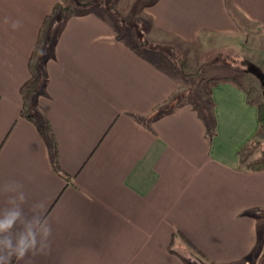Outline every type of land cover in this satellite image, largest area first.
Listing matches in <instances>:
<instances>
[{
	"label": "crops",
	"instance_id": "1",
	"mask_svg": "<svg viewBox=\"0 0 264 264\" xmlns=\"http://www.w3.org/2000/svg\"><path fill=\"white\" fill-rule=\"evenodd\" d=\"M55 3L0 0V211L13 195L5 186L21 185L25 215H42L52 229L45 254L12 264H250L262 257L264 169H246L240 153L258 133L256 102L243 85L213 86L209 138L198 104L178 102L180 74L170 62L128 43L97 4L61 18L43 60L38 112L69 180L55 171L49 142L20 116L19 92ZM143 9L152 31L174 39L188 62L190 53L214 51L225 65L219 54L241 52L244 26L264 36V0H146ZM211 35L230 43L207 49Z\"/></svg>",
	"mask_w": 264,
	"mask_h": 264
},
{
	"label": "rangeland",
	"instance_id": "2",
	"mask_svg": "<svg viewBox=\"0 0 264 264\" xmlns=\"http://www.w3.org/2000/svg\"><path fill=\"white\" fill-rule=\"evenodd\" d=\"M59 1H65L68 4H71L75 10H82L87 8L78 0H56V3ZM107 1V0H106ZM114 9L119 15V19L115 21V27L119 30L122 38L125 39L128 43L132 45L139 46L141 50H154L151 55H154L156 59L170 62V66L173 67L174 71L180 74L178 77L180 80V91L178 92L179 96L178 102L185 99H190L196 104H198L199 112L207 125L210 124V121L213 122V116L208 110L211 106V103L207 101V95L205 94L203 88L205 80L212 76L222 75L224 72H234L235 75L239 78V81L242 83L243 87L247 91L249 99L257 103H264V36L262 32L253 27L244 26L243 35L241 37V52L236 53V55L222 54L219 56L225 57L221 58L224 62L218 63L219 60L215 59L216 54L213 51L190 53L188 59L190 62L186 61L185 54L178 50L176 46V41L168 36H164L151 29L150 18L143 12V5L146 0H113ZM118 3V6H117ZM98 11L106 12L107 9L104 5L99 6ZM51 12V11H50ZM204 39L205 48H209L210 44L216 46H222L223 43H230L226 39H222L221 36H210L207 41V37ZM203 43V42H201ZM239 44V42H238ZM236 43V46L238 45ZM170 46H174L170 48ZM214 46H211L209 49H212ZM223 47V46H222ZM164 49H167L165 51ZM201 49H204L203 47ZM204 55V61H210L209 63H196L195 58ZM183 58L188 66L192 69L201 67L200 72L197 75L185 76L181 73L177 59ZM233 63V67H228V63ZM218 64V65H217ZM168 66V65H167ZM169 66V68H170ZM185 92V96L181 93ZM198 94H203L205 97V103L201 102ZM200 95V96H201ZM185 97L181 99V97ZM243 149V148H242ZM240 150V153L242 152ZM245 159L251 160V158L264 157V132L259 131L253 141L250 143L248 152H245ZM247 160V161H249ZM263 253V252H262ZM194 264V262H191ZM250 264H264V255L262 257H254Z\"/></svg>",
	"mask_w": 264,
	"mask_h": 264
},
{
	"label": "trees",
	"instance_id": "3",
	"mask_svg": "<svg viewBox=\"0 0 264 264\" xmlns=\"http://www.w3.org/2000/svg\"><path fill=\"white\" fill-rule=\"evenodd\" d=\"M86 6L87 3L104 5L107 9V12L116 20L120 17L114 9L113 0H78ZM75 8L66 3L65 1H59L54 4L51 9V12L44 16L37 33V38L35 45L28 58V72L29 76L25 82L20 86L19 92L22 99V106L20 110V116L31 121L39 132L43 135L51 146V154L53 157V167L57 173L62 175L65 179L69 180V176L61 171L56 156V142L52 134L50 125L39 112H38V103L37 97L42 93L41 89L44 81V71H43V60L52 46L56 31L60 25L61 18L65 15H70L75 13ZM181 73L185 76L197 75L202 66L192 69L187 65L183 58L177 59ZM218 83H230L238 88H241L242 84L239 81V78L236 75L230 76H212L205 80L204 83V92L208 96L207 101L211 103L210 93L211 88ZM264 89V85H263ZM251 99H248L250 102ZM257 120H258V132H264V103H257ZM208 128V137L211 138L215 134V121H210V124L207 125ZM253 137L247 144L243 146L241 152V161L244 162V167L251 171H260L264 169V157L253 158L249 161H245V152L247 154L250 143L253 141ZM192 264V263H191Z\"/></svg>",
	"mask_w": 264,
	"mask_h": 264
},
{
	"label": "clouds",
	"instance_id": "4",
	"mask_svg": "<svg viewBox=\"0 0 264 264\" xmlns=\"http://www.w3.org/2000/svg\"><path fill=\"white\" fill-rule=\"evenodd\" d=\"M21 187L18 184L5 186V192L13 195L0 211V264H12L13 258L19 261L29 254H45L50 247L51 225L42 215H25Z\"/></svg>",
	"mask_w": 264,
	"mask_h": 264
},
{
	"label": "water",
	"instance_id": "5",
	"mask_svg": "<svg viewBox=\"0 0 264 264\" xmlns=\"http://www.w3.org/2000/svg\"><path fill=\"white\" fill-rule=\"evenodd\" d=\"M262 255H264V250H263V253H262Z\"/></svg>",
	"mask_w": 264,
	"mask_h": 264
}]
</instances>
